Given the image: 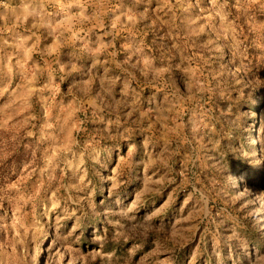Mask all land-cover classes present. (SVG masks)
Masks as SVG:
<instances>
[{
  "label": "rangeland",
  "instance_id": "1",
  "mask_svg": "<svg viewBox=\"0 0 264 264\" xmlns=\"http://www.w3.org/2000/svg\"><path fill=\"white\" fill-rule=\"evenodd\" d=\"M0 264H264V0H0Z\"/></svg>",
  "mask_w": 264,
  "mask_h": 264
},
{
  "label": "trees",
  "instance_id": "2",
  "mask_svg": "<svg viewBox=\"0 0 264 264\" xmlns=\"http://www.w3.org/2000/svg\"><path fill=\"white\" fill-rule=\"evenodd\" d=\"M261 105V104H260ZM261 107V106H260ZM250 108L254 111H257V109L255 108V106L253 104L250 105Z\"/></svg>",
  "mask_w": 264,
  "mask_h": 264
}]
</instances>
